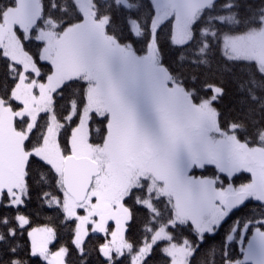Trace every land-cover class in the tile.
Returning <instances> with one entry per match:
<instances>
[{
	"label": "snow or ice",
	"instance_id": "1",
	"mask_svg": "<svg viewBox=\"0 0 264 264\" xmlns=\"http://www.w3.org/2000/svg\"><path fill=\"white\" fill-rule=\"evenodd\" d=\"M215 47L225 72L243 65L223 124L225 82L199 71ZM206 166L215 171L191 174ZM34 188L62 213L70 244L53 251L47 224L20 243L30 220L19 206ZM0 209V264H89L93 251L102 264L125 254L128 264H264V0L0 3ZM248 230L234 258V234L242 243ZM96 233L103 242L89 249Z\"/></svg>",
	"mask_w": 264,
	"mask_h": 264
},
{
	"label": "trees",
	"instance_id": "2",
	"mask_svg": "<svg viewBox=\"0 0 264 264\" xmlns=\"http://www.w3.org/2000/svg\"><path fill=\"white\" fill-rule=\"evenodd\" d=\"M7 0H0V3H5ZM169 31H170V24L165 23L160 29H159V37H160V48L163 54V60L165 64H172L177 55L178 49H173L170 47L168 43V37H169ZM28 48H33V44H26ZM139 48L140 45H137ZM225 60L222 58V54L219 51L218 47H215L213 50L212 55V64L210 68H201L199 71L203 73H207L211 76H214L216 79H223L225 82V87L227 89V95L224 98L225 104L227 107H225L224 112L225 116L221 117V123H224L225 117L228 116L229 109L233 105V101L240 95L236 92L235 83L233 82V75L239 76L240 74L235 71L236 68L242 67L243 65L238 63L234 66V71L232 73H228L224 71V65ZM229 67H233L232 65H229ZM241 139H243V136H241ZM193 173H197L200 175H209L215 171L213 166H206L205 170L200 169H193ZM243 181H247L246 175L244 174H237V176L234 178V183L238 184ZM43 191H51V189L44 188ZM41 190L39 189H32L31 191V199H26V204L21 205L20 212L22 214H25L29 217L30 225H26L23 230V235L19 236V241L22 244H30V241L27 237V231L31 227L35 226H43L47 224L48 226L54 227V229L57 230L58 236L55 241L50 245V248L52 250L57 249L62 244H70L71 241V233L67 231V228L61 224V221H63L64 217L62 213H60V210L56 208L55 206L49 207L47 204L42 203V201L37 199V196L40 194ZM54 195H57L58 193H53ZM249 206H251V202H249ZM5 211L4 209H0V212ZM7 212L11 213L13 216L16 214L14 209H7ZM247 209H240V210H234V213H230L229 217L225 218L224 221H222V226L217 230L216 234L213 237H208V243L201 246V252L205 248H207L208 244H211L213 242L219 243L221 240L225 238L226 233L229 230L230 225H232L233 221L236 219L237 216L243 215ZM68 226H74L73 222L69 221L67 222ZM250 230L248 231V233ZM187 234V233H185ZM135 237L139 238V234L136 233V230L133 229L132 232L128 233V237L130 241ZM247 234H245V239L241 243L238 238V234H234V240L231 242V252L234 258H242V253L240 252V248L245 243ZM87 239V247L89 249H92L96 246H98V243L103 242V234L96 233V234H90V236ZM159 246H163L164 242H157ZM21 255H25L24 253H21ZM75 258V255L73 256V259ZM200 259L199 255L196 258H193L192 264H197V261ZM104 258L102 255L98 254L97 252L93 251L90 258H89V264H102V261ZM129 257L127 254H125L124 257H122L119 261V264H128ZM30 264H38L37 258H32Z\"/></svg>",
	"mask_w": 264,
	"mask_h": 264
},
{
	"label": "rangeland",
	"instance_id": "3",
	"mask_svg": "<svg viewBox=\"0 0 264 264\" xmlns=\"http://www.w3.org/2000/svg\"><path fill=\"white\" fill-rule=\"evenodd\" d=\"M191 174L192 175H196V176H199L200 174H195V173H193V171L191 172ZM244 175H246V178H247V180L250 178V174H247V173H244ZM243 182H246V181H243ZM239 184V183H238ZM80 214H83V212L81 211L80 212ZM110 224H112V226L114 227V223L113 222H110ZM35 227H37V226H35ZM90 227V226H89ZM28 230H30V228L28 229ZM249 231V230H248ZM248 231H246V233L245 234H247V236H246V240H245V243H244V246H246L247 245V237H250L251 235H252V232L250 231L249 233H248ZM238 238H239V235H238ZM109 239H110V237H109ZM55 250H57V249H55ZM55 250H53V251H55ZM243 258V257H242ZM241 258V259H242ZM129 259H130V257H129Z\"/></svg>",
	"mask_w": 264,
	"mask_h": 264
}]
</instances>
